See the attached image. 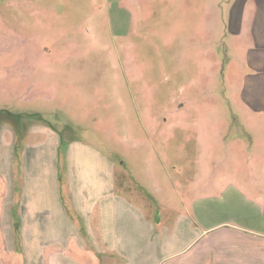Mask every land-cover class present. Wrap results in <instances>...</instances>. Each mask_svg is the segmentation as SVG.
Listing matches in <instances>:
<instances>
[{"label": "rangeland", "instance_id": "1", "mask_svg": "<svg viewBox=\"0 0 264 264\" xmlns=\"http://www.w3.org/2000/svg\"><path fill=\"white\" fill-rule=\"evenodd\" d=\"M234 2L0 0V140L15 175L25 146L54 132L62 152L74 143L108 158L126 198L163 223L169 210L195 215L196 204L211 220L229 186L259 197L264 126L255 115L245 123L239 104L245 37L233 35ZM72 157L91 178L93 160ZM58 181L79 228L62 158ZM8 261L0 242V264Z\"/></svg>", "mask_w": 264, "mask_h": 264}, {"label": "crops", "instance_id": "2", "mask_svg": "<svg viewBox=\"0 0 264 264\" xmlns=\"http://www.w3.org/2000/svg\"><path fill=\"white\" fill-rule=\"evenodd\" d=\"M232 10L233 35L245 37L237 45L245 52L238 74L239 104L245 123L255 115V126L263 127L264 0H235ZM42 138L23 150L17 193L11 146L0 140V242L7 264H264L263 189H255L262 192L254 198L252 191L242 194L226 187L227 200L213 202L211 220L202 217L205 207L196 204L195 215L188 209L184 214L169 210L172 215L163 223L126 198L108 158L90 157L74 143L62 152L54 132H43ZM74 151L93 160L96 171L91 178L78 171L83 159L72 157ZM227 156L216 162L223 177L219 165ZM61 158L71 203L81 218L79 228L64 212L58 181ZM236 192L245 197L241 205L234 204Z\"/></svg>", "mask_w": 264, "mask_h": 264}, {"label": "trees", "instance_id": "3", "mask_svg": "<svg viewBox=\"0 0 264 264\" xmlns=\"http://www.w3.org/2000/svg\"><path fill=\"white\" fill-rule=\"evenodd\" d=\"M15 177H16L15 192L17 193L20 190V188H21V177H20V173H18V175H15ZM16 209H17V203L16 204L14 203V210H13L14 216H15V213H16Z\"/></svg>", "mask_w": 264, "mask_h": 264}]
</instances>
